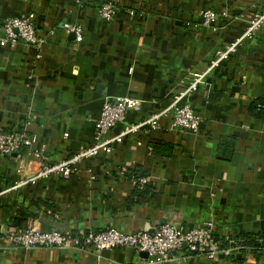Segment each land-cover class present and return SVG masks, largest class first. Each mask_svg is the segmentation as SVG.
Returning a JSON list of instances; mask_svg holds the SVG:
<instances>
[{
	"label": "crops",
	"instance_id": "crops-1",
	"mask_svg": "<svg viewBox=\"0 0 264 264\" xmlns=\"http://www.w3.org/2000/svg\"><path fill=\"white\" fill-rule=\"evenodd\" d=\"M97 1L0 0V23L31 13L43 40L10 43L0 26V125L24 127L42 149L41 161L25 149L0 154V264H140L143 256L127 247L108 256L16 248L5 234L150 231L163 221H210L217 236L257 243L233 257L169 264H264V22L242 36L264 0H113L110 20L98 16ZM205 9L214 13L207 25ZM63 23L79 25L81 40ZM238 37L234 52L212 65ZM194 72L201 79L180 102L198 116L197 131L170 126L168 114L125 133L107 154L82 159L75 173L27 181L41 162L91 144L105 99H135L124 123L138 122L168 106Z\"/></svg>",
	"mask_w": 264,
	"mask_h": 264
},
{
	"label": "built area",
	"instance_id": "built-area-1",
	"mask_svg": "<svg viewBox=\"0 0 264 264\" xmlns=\"http://www.w3.org/2000/svg\"><path fill=\"white\" fill-rule=\"evenodd\" d=\"M96 10L100 18L110 20L118 7H115L112 0H98ZM213 17V11L205 9L201 12V23L210 24ZM263 22L264 10L254 15L242 36L251 33ZM0 26L4 32L5 40L10 43L19 42L26 46L39 47L43 41L36 33L34 18L31 13L6 17L1 21ZM62 26L66 31L73 33L76 42L81 40L82 29L79 25L63 23ZM239 38L241 37L224 47L211 64L217 63L234 52ZM201 76L200 73H192V78L184 91L180 92L168 106L148 113L134 123L125 124L124 115L128 109L138 107L135 99L129 96L105 99L93 124L91 144L78 148L70 156L58 161L41 162L35 172L27 178V181L52 174L67 176L75 173L79 169V162L82 159L107 154L110 150V144L119 141L125 133L134 132L143 126L156 127L157 121L168 114L170 115V126L192 132L197 131L198 116L192 112L188 103H181L180 98L183 94L196 89ZM116 125H122L121 129L111 136H105ZM33 143L34 137L24 127L0 125V154L18 156L25 149L31 152L34 158L41 161L42 149L32 147ZM145 183L146 177L140 176L137 179L139 186ZM5 240L16 248H70L79 253H91L95 256L100 255L103 249L127 247L136 253L145 252L146 255L142 257L140 264H169L184 261L193 256L211 260L218 256L233 257L240 250H247L246 246L240 245L233 239L215 235L210 221L189 228L177 226L171 221H163L150 231L134 230L130 232L107 226L96 231L89 230L70 236L54 229L38 231L32 228H23L5 234Z\"/></svg>",
	"mask_w": 264,
	"mask_h": 264
},
{
	"label": "water",
	"instance_id": "water-1",
	"mask_svg": "<svg viewBox=\"0 0 264 264\" xmlns=\"http://www.w3.org/2000/svg\"><path fill=\"white\" fill-rule=\"evenodd\" d=\"M108 253H109V250H108V249H103V250L100 252V254H101V255H104V256H108ZM139 255L145 257L146 254H145V252H139Z\"/></svg>",
	"mask_w": 264,
	"mask_h": 264
},
{
	"label": "trees",
	"instance_id": "trees-1",
	"mask_svg": "<svg viewBox=\"0 0 264 264\" xmlns=\"http://www.w3.org/2000/svg\"><path fill=\"white\" fill-rule=\"evenodd\" d=\"M262 236H263V238H264V235H262ZM228 239H231V238H228ZM237 243H239L240 245L246 246V247L248 246V248L251 246V247H250L251 249H252V248H257V247H256V246H257V243H253V244L250 243V244H248V245H245L244 243H240V241H237Z\"/></svg>",
	"mask_w": 264,
	"mask_h": 264
},
{
	"label": "rangeland",
	"instance_id": "rangeland-1",
	"mask_svg": "<svg viewBox=\"0 0 264 264\" xmlns=\"http://www.w3.org/2000/svg\"><path fill=\"white\" fill-rule=\"evenodd\" d=\"M112 2H113V0H112ZM113 4H114V2H113ZM114 5H115V4H114ZM115 7H117V6L115 5ZM117 11H118V10H117ZM117 11H116V12H117ZM128 12H130V11H128ZM34 23H35V22H34ZM35 28H36V27H35ZM233 240H234V239H233Z\"/></svg>",
	"mask_w": 264,
	"mask_h": 264
}]
</instances>
